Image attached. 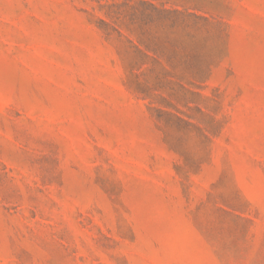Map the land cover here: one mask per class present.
Returning <instances> with one entry per match:
<instances>
[{
	"label": "rangeland",
	"instance_id": "1",
	"mask_svg": "<svg viewBox=\"0 0 264 264\" xmlns=\"http://www.w3.org/2000/svg\"><path fill=\"white\" fill-rule=\"evenodd\" d=\"M0 264H264V0H0Z\"/></svg>",
	"mask_w": 264,
	"mask_h": 264
}]
</instances>
